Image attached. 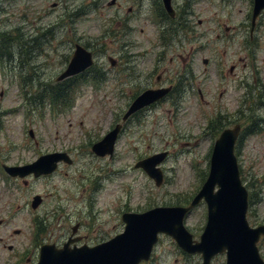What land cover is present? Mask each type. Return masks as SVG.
<instances>
[{
	"label": "rangeland",
	"instance_id": "374dc122",
	"mask_svg": "<svg viewBox=\"0 0 264 264\" xmlns=\"http://www.w3.org/2000/svg\"><path fill=\"white\" fill-rule=\"evenodd\" d=\"M252 1L172 0L175 17L170 18L161 0H116L113 6H108L112 0H0V36L6 37L0 43L14 53V68L4 58L12 89L0 82V170L1 165L23 166L67 149L73 161L51 175L24 178L26 182L0 173V264H32L29 259L38 245L66 242L71 228L93 245L123 231L125 212L187 204L208 176L220 131L236 124L242 130L236 145L238 166L254 201L248 222L264 224V10L251 32ZM157 16L161 23L152 22ZM75 45L93 54L95 66L85 76L100 70L106 75L108 58H126L117 77L132 83L118 97L86 87L65 98L71 108L66 111L38 108V97L30 105L19 82H34L27 81L26 96L40 95L42 85L53 87ZM160 52L166 57L164 76L176 82L185 74L194 92L167 96L138 112L118 138L114 154L96 157L91 146L115 122L110 109L122 115L156 84L150 64ZM160 152L168 155L159 165L163 184L155 186L134 164ZM35 195L41 201L32 210ZM205 217L206 207L200 203L184 219L195 240ZM261 248L264 257V238ZM224 262L225 256L219 255L211 264ZM143 264H201V258L185 255L172 238L160 236L152 258Z\"/></svg>",
	"mask_w": 264,
	"mask_h": 264
},
{
	"label": "water",
	"instance_id": "95a60500",
	"mask_svg": "<svg viewBox=\"0 0 264 264\" xmlns=\"http://www.w3.org/2000/svg\"><path fill=\"white\" fill-rule=\"evenodd\" d=\"M170 16L173 15L171 0H163ZM264 8V0H255L252 25ZM92 64L91 54L76 47L66 70L58 80L74 75ZM168 90L147 91L130 105L123 120L133 112L162 98ZM120 126L108 133L92 146V151L100 157L111 156ZM240 126L225 129L215 141L210 159L209 173L198 194L188 208L160 207L142 214L125 213L122 221L124 232L110 241L94 248L69 250L67 242L61 250L54 246H42L37 264H138L147 260L158 234L172 237L180 249L188 254H201L202 264H210L216 254L225 253V264H264L258 254L256 243L264 234V225L250 228L246 221L247 192L239 180L234 145ZM165 153L155 154L135 165L153 179L156 186L162 182V174L156 166L165 158ZM70 163L65 154L41 156L36 162L23 167H4L11 176L34 177L52 173L60 161ZM217 186V192L215 187ZM201 199L207 204V222L199 242L184 228L182 220L186 212ZM35 196L32 208L40 203ZM75 229H73V232Z\"/></svg>",
	"mask_w": 264,
	"mask_h": 264
},
{
	"label": "flooded vegetation",
	"instance_id": "af4514ba",
	"mask_svg": "<svg viewBox=\"0 0 264 264\" xmlns=\"http://www.w3.org/2000/svg\"><path fill=\"white\" fill-rule=\"evenodd\" d=\"M129 12H131V10ZM160 19L161 17L158 18V20ZM158 42L160 44L161 35H160V41ZM76 46L77 45H75V47ZM84 46L87 48L89 44L84 45ZM161 54L162 52H160L159 54H156L155 60H152L150 64V67H152L153 71L156 72V76H155L156 84L153 86H150V88H147L145 91L158 90V89L161 90L163 88H169L170 92L168 93V96H180V95L187 93L188 91H193L194 90L193 86L187 84L188 78L187 76H185V74L181 75L177 79L176 82H173L171 80L169 81L164 76L165 71H166V67L164 66L166 63V57L162 56ZM177 58L179 59L180 56H178ZM171 60L172 58H169V61ZM113 62H114L113 65H109L110 68H106V75H104L103 72L100 70L96 73H91L90 75L85 76L84 73L86 71H84L82 73H79L70 78L64 79L62 81H56V84L53 87H49L48 85H42L41 83H39V81H37L36 84L42 85L40 87L42 89V93L61 95V96H72L78 91L87 90L86 87L89 89L90 92H93V93H95L93 89L96 87L99 89V93H103L105 96H109L111 94L122 95V90L127 88L132 83L130 80H123L117 77L118 75H121L123 73L124 66L127 64V59L121 58L119 62L117 61H113ZM93 66H95V63ZM23 92L28 93L26 91V88H24ZM197 92L199 95H201L200 88H197ZM133 95H136V93ZM115 117L118 118V115H116ZM121 118L119 117V119L115 121L113 124L117 125V123L120 122ZM72 232L73 231L71 228V235H72ZM75 234H76V227H75V233H73V235L71 236V239L74 240V242L71 244V247L73 246L80 247L85 244L88 246L92 245V242L88 241L87 236H84V237L75 236ZM37 235H38V232L36 231V235L33 238V244L36 243ZM68 239L66 240V242L68 241ZM66 242L64 241L62 243L55 242L53 244L56 246V248L59 249V248H62ZM40 246L41 245H38L37 248L35 249L34 251L35 255L33 256V259H29L32 261V264H36L38 261ZM10 249L11 248H9V250Z\"/></svg>",
	"mask_w": 264,
	"mask_h": 264
},
{
	"label": "trees",
	"instance_id": "16d2710c",
	"mask_svg": "<svg viewBox=\"0 0 264 264\" xmlns=\"http://www.w3.org/2000/svg\"><path fill=\"white\" fill-rule=\"evenodd\" d=\"M0 37H4V36H0ZM4 38H6V37H4ZM8 39H9V36H8ZM1 42V41H0ZM11 42V41H10ZM0 47H2V49H3V53L6 51V50H9L7 47H4L3 46V44H1L0 43ZM1 48H0V53L2 52L1 50H2ZM31 49V48H30ZM32 50V49H31ZM10 51V53H11V50H9ZM12 54V53H11ZM11 54H10V56H11ZM9 55V54H8ZM8 55H2V56H0L1 57V59L2 58H4V56H7V57H9L8 58V60H9V62H11L12 60L10 59V56H8ZM38 99H40L39 100V104L41 105L42 103H44V105H46L47 103H48V105L49 104H55L56 105V103H57V101H59L60 99H61V97H59L58 95L57 96H39L38 97ZM250 200H249V204L251 205V203H254V201H253V197H251V193H250V198H249ZM187 202H188V200H186ZM186 203V202H185Z\"/></svg>",
	"mask_w": 264,
	"mask_h": 264
}]
</instances>
